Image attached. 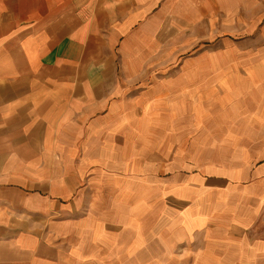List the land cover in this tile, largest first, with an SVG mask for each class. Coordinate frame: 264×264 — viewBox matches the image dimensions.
<instances>
[{
    "label": "crops",
    "instance_id": "obj_1",
    "mask_svg": "<svg viewBox=\"0 0 264 264\" xmlns=\"http://www.w3.org/2000/svg\"><path fill=\"white\" fill-rule=\"evenodd\" d=\"M258 3L0 0V264H264V60L154 74Z\"/></svg>",
    "mask_w": 264,
    "mask_h": 264
},
{
    "label": "rangeland",
    "instance_id": "obj_2",
    "mask_svg": "<svg viewBox=\"0 0 264 264\" xmlns=\"http://www.w3.org/2000/svg\"><path fill=\"white\" fill-rule=\"evenodd\" d=\"M261 2V4H259ZM257 8L258 18L253 20H241L246 13L252 10L241 9L238 20H225V29L218 30L214 36H197L193 39V46L185 52L169 53L160 52V67H156L154 74L165 77L169 75L174 67H179L184 61L190 60H208L223 62L241 61L242 74L249 70V66L258 60H264V0H259ZM248 11V12H247ZM212 28L218 29L221 22L215 21ZM223 48V55L218 54L217 50ZM156 55V54H155ZM202 56V57H201ZM223 58V59H221ZM156 60V56H155ZM152 75L153 70H150ZM231 71V70H230ZM209 93L223 94L226 99L232 98L234 89V77L232 73L226 79L224 85L212 84ZM220 98V97H219ZM209 103H216V96Z\"/></svg>",
    "mask_w": 264,
    "mask_h": 264
}]
</instances>
